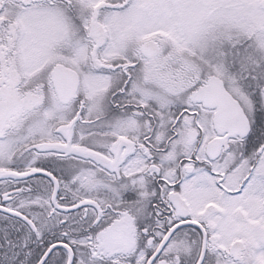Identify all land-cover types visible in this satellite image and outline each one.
<instances>
[{"label":"snow or ice","instance_id":"1","mask_svg":"<svg viewBox=\"0 0 264 264\" xmlns=\"http://www.w3.org/2000/svg\"><path fill=\"white\" fill-rule=\"evenodd\" d=\"M0 264H264V0H0Z\"/></svg>","mask_w":264,"mask_h":264}]
</instances>
